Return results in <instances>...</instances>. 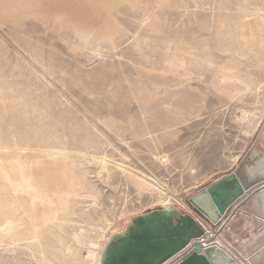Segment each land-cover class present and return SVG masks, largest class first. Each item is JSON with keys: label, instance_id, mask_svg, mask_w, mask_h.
<instances>
[{"label": "rangeland", "instance_id": "1", "mask_svg": "<svg viewBox=\"0 0 264 264\" xmlns=\"http://www.w3.org/2000/svg\"><path fill=\"white\" fill-rule=\"evenodd\" d=\"M263 131L264 0H0V207L32 213L10 178L47 149L73 151L97 193L41 240L0 238V264H101L131 217L198 214L189 198Z\"/></svg>", "mask_w": 264, "mask_h": 264}, {"label": "water", "instance_id": "2", "mask_svg": "<svg viewBox=\"0 0 264 264\" xmlns=\"http://www.w3.org/2000/svg\"><path fill=\"white\" fill-rule=\"evenodd\" d=\"M263 182L264 137L259 134L233 172L191 196L189 202L208 225L218 224L236 201ZM203 237L205 242H197ZM207 237L192 213L170 205L131 217L122 230L109 236L100 262L166 264L193 244L195 249L177 264H243L215 238Z\"/></svg>", "mask_w": 264, "mask_h": 264}, {"label": "bare ground", "instance_id": "3", "mask_svg": "<svg viewBox=\"0 0 264 264\" xmlns=\"http://www.w3.org/2000/svg\"><path fill=\"white\" fill-rule=\"evenodd\" d=\"M44 152L45 161H33L26 167H20L19 179L10 178V189L14 192L23 191L30 194L29 204L33 213V216L32 213H26L24 217L15 218L13 206L0 207V238H7L11 244L41 240L40 227L47 222H55L62 211L70 208L74 197L97 194L96 191H92L86 178L87 169L85 167L76 169L73 166L74 157L71 155L73 151L68 153L66 150L47 149ZM106 162L105 160L99 162L100 173L107 168ZM139 183L144 185L142 180H139ZM92 245L94 248L86 250V258L95 260L98 256L96 248L99 244L92 242Z\"/></svg>", "mask_w": 264, "mask_h": 264}, {"label": "crops", "instance_id": "4", "mask_svg": "<svg viewBox=\"0 0 264 264\" xmlns=\"http://www.w3.org/2000/svg\"><path fill=\"white\" fill-rule=\"evenodd\" d=\"M260 134L264 137V131ZM209 227L218 233L215 241L241 263L264 264V182L246 192L222 221Z\"/></svg>", "mask_w": 264, "mask_h": 264}, {"label": "built area", "instance_id": "5", "mask_svg": "<svg viewBox=\"0 0 264 264\" xmlns=\"http://www.w3.org/2000/svg\"><path fill=\"white\" fill-rule=\"evenodd\" d=\"M196 213H198V212L196 211ZM192 214L194 215L196 220L199 222V224L206 230L207 236H208L207 238H210V239L215 238L216 239V237L218 236V233L216 231L214 232L209 227V225H208L207 221L204 219V217L200 213L195 214L194 212H192ZM205 240L206 239L203 237V238L199 239L197 242L203 243V242H205ZM194 249H195V245L190 244L187 248L180 251L172 259L168 260L166 264H177V263H179L181 260H183L185 257H187Z\"/></svg>", "mask_w": 264, "mask_h": 264}]
</instances>
